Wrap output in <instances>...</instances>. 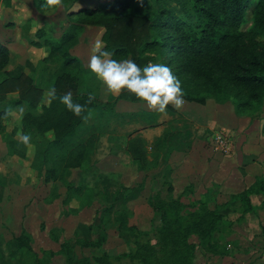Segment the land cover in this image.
Here are the masks:
<instances>
[{
    "label": "trees",
    "instance_id": "obj_1",
    "mask_svg": "<svg viewBox=\"0 0 264 264\" xmlns=\"http://www.w3.org/2000/svg\"><path fill=\"white\" fill-rule=\"evenodd\" d=\"M76 1L62 0L70 10L69 25L58 41L46 40L51 53L42 59L40 66L44 65L41 71L48 86L41 84L34 74L39 65L27 61L10 68V50L0 41V72L4 75L0 80V102H3L0 133L5 131L4 121L10 117H5V111L27 105L21 131L33 130L39 137L31 142L34 145L32 167L39 170L44 164H51L44 169V182H63L67 189L65 202L71 199L79 202L73 211L77 212L80 202L83 204L88 190L85 184L67 181L66 173L69 169L86 168L91 164L101 136L93 126L69 112L59 99L46 102L47 91L55 87L57 97L71 91L74 102L81 104L94 93L95 100L86 107L92 112L99 110L101 115L107 107L117 113L115 106L120 99L141 101L123 90L111 101L99 100L98 93L93 91L99 80L71 53V47L86 26L104 28L101 41L113 54V59H132L141 67L149 62L169 66L182 83L185 101L202 105L211 98L217 102L232 101L235 112L240 115H251L264 105V0H143L142 5L139 0H111L73 10ZM4 4L10 5L11 0H4ZM43 5L44 1H40L39 8ZM249 13H252L251 19ZM13 93L17 95L8 98ZM167 109L177 112L170 105ZM130 113L133 112L117 114ZM15 130L8 135L9 153L25 159L29 147L18 143L14 138ZM172 137L171 131H165L156 139L155 158L158 153L163 152L166 156L175 150L169 143ZM127 151L141 170L147 168L148 151L141 137L129 139ZM165 191L167 194L160 187L148 199L160 220L158 226L142 230L129 223L130 217L124 209L116 211L113 221L119 235L127 238L125 233L130 232L134 250L117 254L101 251L80 257L77 246L102 247L108 236L101 235L96 239L77 235L73 243L61 244L67 264H197L196 246L191 242L193 235L199 236L209 251L217 255L228 254L224 249L226 246H217L218 242L213 239L221 224H231L221 212L211 210L205 201L210 198L208 192L214 191L209 189L200 200L201 206L192 211L180 195H169L174 192L172 183H168ZM254 194L264 196L263 176L233 198L239 199L244 211L248 212L254 209L251 199ZM101 220L103 225L106 224L105 219ZM16 244L21 254L20 264H43L28 230H22L16 237Z\"/></svg>",
    "mask_w": 264,
    "mask_h": 264
},
{
    "label": "rangeland",
    "instance_id": "obj_2",
    "mask_svg": "<svg viewBox=\"0 0 264 264\" xmlns=\"http://www.w3.org/2000/svg\"><path fill=\"white\" fill-rule=\"evenodd\" d=\"M251 18L252 13H249V19ZM249 24H251V22H249ZM87 35L88 38H90L89 42L92 44H94L97 39H100L99 32H96V30H90ZM2 36H5V34ZM91 45L84 46H88L86 48L89 54L88 57L92 52ZM43 66V64L42 67L39 64V66H37L39 70L34 74L41 84L48 86L41 71ZM97 84V82L95 86L93 84V91L98 93L99 100L104 102L113 100L114 96L106 93L105 86H103L100 81L98 86ZM48 89L49 87H47V90ZM47 101L48 97L46 96V102ZM222 103H224L223 109L225 111H230L231 107L234 106L232 101ZM92 113L93 115L88 119L87 125L93 126L94 130H96L101 137L103 136L99 150L93 154L91 164L88 167L69 169L66 173L67 181L75 185L85 184L87 187L86 190H88L85 192L87 197L84 199L83 204L80 202V208L77 212L72 210V208L79 206L77 200L71 199L68 203L65 202L67 189L63 182H44V169L50 167L51 164H44L43 169L39 170H35V168L32 167L31 162L34 157L33 143L31 147L28 148L27 158L25 159L19 158L18 160L17 156H15L16 158L9 156L7 160L0 159V172L6 175L3 183L0 182V231L8 233L11 238L18 235L23 229L29 230L34 236L33 246L43 260V264H67L61 244L63 242L73 243L77 235L81 237L89 236L96 239L101 235L108 236L102 247L81 248L77 246L76 252L80 257L83 255H93L101 251L117 254L134 250L135 243L133 235L130 232L125 233L127 238H123L119 235L117 225L113 221L116 211L118 209H124L130 217L129 223L131 225H136L142 230L158 226L160 220L154 213L148 199L149 196L160 187L164 190V194H167L165 190L168 183L171 182L173 183L172 185H174L173 187L176 188L174 192L169 195L173 197H178L180 195L182 201L189 207V211L195 210L201 206L200 200H203L207 191L211 189L215 193L212 191L211 193L208 192V194H211L210 198L205 200L208 201V206L211 210H218L225 218L232 217L234 215V213H232L233 210L236 212L235 216L251 212V210L245 212L242 202L237 198H233L235 194L229 192V189H231L229 185L237 183V181L235 182L232 180L233 177H231L230 173L234 168L239 169L242 163L246 161L244 157L249 151L244 144V136L248 135L249 132V136L264 137V105L251 115H239L251 118V127H246L245 132L243 131V126H247V123L250 121L249 118H245L241 123L221 121L216 125H207L206 128L202 129V121H192L182 114L170 112L167 109L166 113L170 115L169 125H171V128H168L167 131H171L173 134L169 142L170 147L176 150L186 149L190 146L191 140H194L193 147L196 145L195 148L199 150L194 152L195 156L190 160L191 163L195 164L191 171L199 174V169L203 170V168H205V161L219 163V166L216 167V171L218 172L216 178L218 182L207 179L203 181L202 179L201 183L203 185H200L201 190L198 191V193L193 190L187 193H185V190L182 191V182H176L174 178H172L175 168L167 165L169 161L166 162L164 160L161 161L160 166L157 167L153 165L155 162L150 161L147 168L143 169V173H141L138 180L128 182L124 180V176L127 175L134 177L136 174V167L131 165L128 159L125 161L122 152L124 148L121 147L119 142L125 140L129 136L130 139L139 137L133 136V134L139 131L140 129L138 128H142L141 126L152 122L155 114L133 112L132 114L130 113L131 115L123 114V116H120L117 114L119 112H112L109 107L104 110V115H101L102 113L99 110ZM232 115L234 114L232 113ZM235 115H237L236 112ZM14 123L16 125L19 124L13 119L10 124L8 123L7 127L9 131L14 128L16 129V134H13L14 138H17V134L25 130H18V127H16ZM238 129L240 130L238 131ZM221 132L230 136L235 146L232 153L235 151V155L234 153L226 155L216 150V152L213 151L214 136ZM24 133L31 135V142L37 141L39 138L33 130H28ZM243 133H245L244 136ZM50 137H52L51 134ZM106 138H108L109 141H107ZM113 148L117 149L115 150ZM114 150L116 151L115 155ZM201 153L203 155H201ZM232 157L235 159L232 160ZM243 158L245 159L244 161ZM119 164H122V166L117 167ZM239 165L240 167H238ZM228 168L231 169V171L227 172ZM168 169L172 170L167 174L166 171H168ZM121 170H125V175ZM140 171L142 172V170ZM163 174H165V176H163ZM262 176L264 177V175H261V177ZM256 178L258 179L259 177L257 176ZM7 179L9 180L8 182ZM224 184H227V189L221 187ZM1 186L6 187L1 188ZM204 189H206V192H203ZM262 199L263 196L255 197L256 202ZM227 200L234 202L235 207L231 208L227 206ZM101 219H105L106 224L103 225ZM89 226L91 227L90 230H88ZM233 231V223L230 225L223 223L221 224L220 231L216 232L213 237L214 241L218 242L217 246H226L224 249L228 254L232 249L231 243L234 246V243L237 242L234 239L231 240ZM191 242L196 246V263L197 259L200 257L211 258L225 256L217 255L209 251V247H204L200 237L197 235L191 236ZM261 247L262 246L256 247V250H263Z\"/></svg>",
    "mask_w": 264,
    "mask_h": 264
},
{
    "label": "crops",
    "instance_id": "obj_3",
    "mask_svg": "<svg viewBox=\"0 0 264 264\" xmlns=\"http://www.w3.org/2000/svg\"><path fill=\"white\" fill-rule=\"evenodd\" d=\"M40 1H44L45 3V0H11L10 5H5L4 0H0V41L6 44L10 50V68H13L18 64H25L27 61H30L35 66L39 65L42 59L48 57L51 53V47L46 44V40L49 39L52 41H58L69 25L68 13L70 10L67 9V7L62 4V6L53 9H49L46 7L39 8ZM101 1L103 0H77L73 4L72 9L78 10L82 7H94ZM39 30L42 31L40 32V35L38 34ZM90 30H96V32L98 31L101 40V35L104 31V28L99 25H88L78 37L77 43L71 47V53L78 57L83 67H86L87 61L90 57H88L89 54L86 51V48L88 46L84 47L85 45L92 44L91 42H89L90 38H88L87 35ZM3 34H5V36H2ZM92 45L91 48H93ZM27 72L31 73L29 69H27ZM3 77V73L0 72V80ZM16 95L17 94L15 93L9 94L8 98H13ZM211 100L214 99H209L205 105L186 101L182 109L177 110V114H182L192 121H202V129L206 128L207 125H216L221 121H229L231 123L234 121L237 123H241L243 120H245V118H249L250 121L247 123V126H243V131L245 132L246 127H251V118L248 116H239L240 114L235 115L234 106L231 107L230 111H225L223 109L224 103ZM1 105H3V102H0V106ZM20 108H23V113L19 111ZM115 108L119 113L147 112L155 114L152 121L153 124L150 125V122L149 124L141 126L142 128H138L140 130L135 132L133 136H139L144 140L145 147L149 152V162H157V164H154L156 167L160 166L161 161L163 160L166 162L169 161V164L167 165L175 168L172 178H174V181L176 182H182V191L185 190V193H187L188 191L192 192L193 190L198 193V191L201 190L200 185H203L201 183L202 179L203 181H206L207 179L218 182L216 178L218 175V172L216 171V167L219 166L218 162L205 161V168H203V170L199 169V174L191 171L193 170V166L195 164L191 163L190 160L195 156L194 152L199 151L195 148L196 145L193 147L194 140H191L190 146H188L186 149H175L173 150V152L166 156H164V153L161 152L158 153L159 156L157 158L154 157L153 151H155L154 143L156 139L163 136L164 132L167 131L168 128H171V125H169L170 115L168 113L160 114L152 112L147 109L145 103L142 101L132 102L124 99L118 100ZM12 109L14 110L15 115L10 116L7 120L4 121L6 129L4 132L0 133V159L4 160H7L9 156H13V158H16L15 156H17L18 160L19 158L23 159L18 155H11L9 153L7 140L9 133L12 132L13 129L9 131V128L7 126L8 123L10 124V122L14 119V121H17L19 123L17 125L14 123V125H16V127H18V130L21 131L23 124L22 117L24 112L28 110V107L27 105L22 104L15 106ZM232 113L235 116L232 115ZM239 130L240 129H238V131ZM244 135L245 133H243V136ZM244 138V144L247 147L249 153L244 157L246 158L245 163H242L241 167L239 165V169L234 168L230 173L231 177H233L232 180L235 182L237 181V183L229 185V187L231 188L229 189V192L231 194H238L244 191L257 180V176L261 177V175H264V137L249 136L248 132V135L244 136ZM129 139L130 136L125 140L119 142L121 147L124 148L122 152L125 161L128 159L131 165L136 167V174L134 175V177L128 175L124 176V180L126 182L138 180L141 176V173H143V170L142 172L140 171L141 168L139 164L127 151V143ZM102 140L103 136L101 137L97 151L99 150ZM106 140L109 141L108 138H106ZM212 148L213 151L216 152L213 146ZM234 148L235 146L232 142V149L228 153L229 155L232 153ZM113 149L116 150L117 148ZM115 150L114 155L116 152ZM233 153L235 155V151ZM201 155L203 154L201 153ZM244 158L243 161L245 160ZM231 159L234 160L235 158L232 157ZM122 164H119V166L117 167H121ZM171 170L172 169H168V171H166L167 174L170 173ZM229 171H231V169L228 168L227 172ZM122 173L125 175V170H123ZM163 176H165V174H163ZM4 177H6V175L0 172V179L2 181L5 180ZM8 181L9 180L7 179V182ZM2 187L5 188L6 186H1V188ZM221 187L227 189V184H224ZM203 192H206V189H204ZM256 196L263 195L254 194L251 196L252 205L254 206V209L251 210V212L247 214H240V216H235L236 212H234L233 210L232 213H234V215H231L232 217L230 218L226 217V220L229 223H233L234 231L231 234V240L234 239L237 242L239 241L238 243L235 242L234 246L231 243L232 249L230 253L223 257H200L199 259H197V264H264V196L263 199L258 202L255 201ZM227 206L231 208L235 207L234 202L230 201L227 202ZM18 235L10 238L8 233L0 231V264H20L21 254L18 251L16 244V237ZM258 246H262L261 248H263V250H256V247Z\"/></svg>",
    "mask_w": 264,
    "mask_h": 264
},
{
    "label": "clouds",
    "instance_id": "obj_4",
    "mask_svg": "<svg viewBox=\"0 0 264 264\" xmlns=\"http://www.w3.org/2000/svg\"><path fill=\"white\" fill-rule=\"evenodd\" d=\"M139 2L142 5L143 0ZM60 6H62V0H45L43 5L49 9ZM112 55L104 48L103 42L97 39L86 64L87 69L105 86L106 93L117 96L122 90L126 91L144 102L149 111L160 114L166 113L169 105L176 110L182 109L186 103L182 83L169 66L149 62L141 67L132 59L116 60L112 58ZM46 96L49 103L59 99L69 112L85 122L93 115L86 106L95 100L94 93L89 94L85 104L74 102L71 91L57 97L55 87L50 88ZM19 111L23 113V108ZM13 115H15L13 109L9 108L5 111V117ZM31 139L30 134H17L18 143H22L25 147H31Z\"/></svg>",
    "mask_w": 264,
    "mask_h": 264
},
{
    "label": "built area",
    "instance_id": "obj_5",
    "mask_svg": "<svg viewBox=\"0 0 264 264\" xmlns=\"http://www.w3.org/2000/svg\"><path fill=\"white\" fill-rule=\"evenodd\" d=\"M213 143L214 149L223 154H228L232 149V142L230 136L223 132L217 133L214 136Z\"/></svg>",
    "mask_w": 264,
    "mask_h": 264
}]
</instances>
